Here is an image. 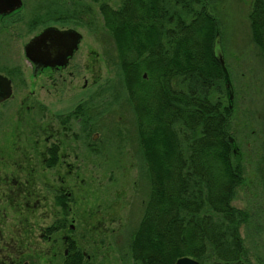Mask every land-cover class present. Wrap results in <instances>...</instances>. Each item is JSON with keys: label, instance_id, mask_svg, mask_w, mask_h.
Instances as JSON below:
<instances>
[{"label": "rangeland", "instance_id": "obj_1", "mask_svg": "<svg viewBox=\"0 0 264 264\" xmlns=\"http://www.w3.org/2000/svg\"><path fill=\"white\" fill-rule=\"evenodd\" d=\"M107 1L113 7L121 2ZM206 1L218 20V48L233 92L229 131L243 180L231 204L246 214L239 231L247 262L264 264V54L251 39L252 0ZM60 7L69 12L65 25L81 34L79 51L63 71L64 76L70 71L67 84L52 90L42 78L35 80L32 86L49 107L45 113L40 108L26 112L24 106L0 112V264H64L68 245L63 237L75 241L83 264H134L129 236L141 218L148 180L116 47L98 3L61 0ZM22 66L23 73L29 72L27 63ZM27 92L17 85L18 95ZM97 92L99 105L90 104L92 116L100 113L97 122L83 143L63 139L67 162L47 168L43 156L50 141L44 127L56 107L54 98ZM221 98L228 104L224 89ZM94 133L96 142H91ZM61 188L71 192L66 213L57 203ZM53 223L64 227L48 238L46 228Z\"/></svg>", "mask_w": 264, "mask_h": 264}, {"label": "trees", "instance_id": "obj_2", "mask_svg": "<svg viewBox=\"0 0 264 264\" xmlns=\"http://www.w3.org/2000/svg\"><path fill=\"white\" fill-rule=\"evenodd\" d=\"M91 1L114 41L146 164L148 194L128 243L133 263L189 256L200 264H249L239 231L246 214L231 204L243 174L229 131L230 79L214 53L219 24L207 1ZM248 20L264 54V0H252ZM57 200L66 213V195ZM75 244L67 243L64 264H83Z\"/></svg>", "mask_w": 264, "mask_h": 264}, {"label": "flooded vegetation", "instance_id": "obj_3", "mask_svg": "<svg viewBox=\"0 0 264 264\" xmlns=\"http://www.w3.org/2000/svg\"><path fill=\"white\" fill-rule=\"evenodd\" d=\"M60 2L61 0L58 2L57 0H19L13 8L6 7L0 11V112L3 114L9 108L16 110L23 106L26 112L32 111V113L38 108L43 113L46 108L49 109L40 97V92H36V86H32L35 80H38L37 78H42V81L47 82L52 90L62 84H67L66 80L70 76V71L67 76L63 75V71L72 63V59L79 51L81 34L76 29L65 25L70 19L69 12L65 13L61 9ZM75 35L78 37L76 44L71 46L72 37ZM24 38H26L25 41ZM79 61L76 60L73 63H80ZM22 63H27L29 72L23 73ZM27 76H29L28 79ZM143 77H146V73H143ZM6 83H9L10 92L4 97ZM17 85L25 86L28 92L18 95ZM38 87L43 89L45 85L41 83ZM90 94L88 97L81 98L82 95H80L77 98L69 97L66 100L65 98H54L53 106L56 107L50 111V123L48 122L44 127V130L48 132L45 140L50 141L43 156L47 168L51 169L67 162L66 153L64 154L61 150L63 139L82 141L83 136L97 122L96 116L100 113L95 111L92 116L90 104L94 101V107L99 105L100 101L97 102L99 93ZM26 100H30L28 104H25ZM40 117H43V114ZM134 118L139 143L135 113ZM36 126L38 129L39 126ZM96 138L97 134H92L91 142H96ZM53 162L52 166L47 165ZM60 191L63 193H59L58 196L66 195L68 205L71 192H66L63 188ZM55 224L50 226L54 227ZM46 232L47 237L51 238L50 234L54 231ZM68 239V237H63L65 243H68ZM67 251L68 247L64 255Z\"/></svg>", "mask_w": 264, "mask_h": 264}, {"label": "water", "instance_id": "obj_4", "mask_svg": "<svg viewBox=\"0 0 264 264\" xmlns=\"http://www.w3.org/2000/svg\"><path fill=\"white\" fill-rule=\"evenodd\" d=\"M19 2V0H0V11L6 9V7H9L8 9L13 8L15 5H17ZM11 6V7H10ZM218 37L219 34L216 36V39L214 41V53L215 56L217 57L218 61L224 65L223 59H222V53L221 50L218 48ZM77 36H73L72 37V43L71 46H74L76 44L77 41ZM145 76V75H144ZM226 87L228 89V93H229V99H232L233 96V92H232V88L229 82L226 83ZM5 96H8L9 92H10V86L9 83H6V89H5ZM174 264H200L196 259L189 257V256H183L178 258Z\"/></svg>", "mask_w": 264, "mask_h": 264}]
</instances>
